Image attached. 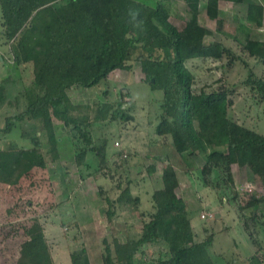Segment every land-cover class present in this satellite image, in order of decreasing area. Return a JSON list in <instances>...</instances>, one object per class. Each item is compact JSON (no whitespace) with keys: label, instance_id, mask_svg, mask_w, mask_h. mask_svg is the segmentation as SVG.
I'll return each mask as SVG.
<instances>
[{"label":"rangeland","instance_id":"obj_1","mask_svg":"<svg viewBox=\"0 0 264 264\" xmlns=\"http://www.w3.org/2000/svg\"><path fill=\"white\" fill-rule=\"evenodd\" d=\"M251 1L264 5V0L221 1L220 29L206 8L201 9L200 23L210 30L206 43L222 42L234 52V63L228 57L186 62L195 77L194 91H230L229 119L240 137L228 140L221 149L234 153L235 163L204 174L202 154L179 155L171 148V136L157 134L165 67L149 69L148 76L137 60L148 55L138 50L128 62L131 70H116L93 88L70 92L75 115L87 120L93 143L106 150L105 166L73 126L65 127L56 118L55 151L33 121L11 120L12 131L0 134V264H73V256L83 255L90 264H107L109 256L117 264L116 245L141 238L157 210L153 196L164 188L163 176L172 171L177 176L176 193L187 203L193 242L213 236L209 252L215 264H264V208L256 210L251 204L264 197V152L240 149L248 133L264 136V101L246 84L251 72L264 79V65L244 48L250 38L264 41V24L257 26L247 17ZM168 4L170 21L182 30L190 18L186 2ZM1 21L0 8V87L6 90L0 98V128L5 129L8 120L24 112L40 91L34 65H19L8 51ZM118 114L127 119H117ZM82 151L87 157L79 165ZM17 162L23 163L22 170ZM127 187L139 204L118 201ZM175 228L174 215H166L161 232ZM163 238L143 246L136 262L168 259L170 246Z\"/></svg>","mask_w":264,"mask_h":264},{"label":"trees","instance_id":"obj_2","mask_svg":"<svg viewBox=\"0 0 264 264\" xmlns=\"http://www.w3.org/2000/svg\"><path fill=\"white\" fill-rule=\"evenodd\" d=\"M168 1L0 0L1 34L9 45L8 51L19 65H34L35 82L40 91L35 99L27 102L24 112L8 120L5 129L0 128V134L12 131L11 120L33 121L55 151L58 139L53 119L56 118L65 127L73 126L105 166L106 150L93 143L87 132L90 126L87 120L75 115L76 106L70 103V92L93 88L116 70H131L128 62L133 61L137 51L141 50L148 57L141 54L137 60L142 62L148 76L149 69L165 67L163 116L157 134L171 136V148L179 155L202 154L204 174L211 173L215 167L223 169L225 163H235L236 155L221 149L228 140L237 141L240 137L229 119L230 91L225 88L194 91L195 77L186 62L197 58L220 61L225 57L230 58L231 63L236 61L234 52L222 42L206 43L210 30L200 23V13L204 6L208 16L217 20L220 29L223 25L220 2L244 3L246 0H184L190 18L182 30L170 21L172 12ZM247 17L262 26L264 5L249 2ZM244 48L264 65L263 40L250 38ZM158 53L160 56H156ZM148 80L156 87V82ZM246 84L264 101V79L251 72ZM4 95L6 90L2 86L0 98ZM105 109L109 111L111 106ZM124 115L118 114L116 118L126 120ZM240 149L264 152V136L248 133ZM86 157L87 152L82 151L77 158L78 164H84ZM22 164L19 162L16 167L22 170ZM176 179L173 171L163 176L164 188L153 196L156 213L144 225L139 240L116 245L117 264H143L136 262V255L159 236L169 244L171 255L155 264H215L209 252L213 236L204 242H193L187 203L176 193ZM118 201L129 205L139 204L140 199L127 187ZM251 204L256 210L264 208V197L251 200ZM168 214L174 215L176 228L161 232L162 222ZM257 217L255 213L253 218ZM107 249L110 253V247ZM72 263L90 264V260L87 255L73 256ZM107 264H115L110 256Z\"/></svg>","mask_w":264,"mask_h":264},{"label":"crops","instance_id":"obj_3","mask_svg":"<svg viewBox=\"0 0 264 264\" xmlns=\"http://www.w3.org/2000/svg\"><path fill=\"white\" fill-rule=\"evenodd\" d=\"M17 163L19 164V162H17ZM18 164H17V165H18ZM18 175H19V173L16 174V176H18Z\"/></svg>","mask_w":264,"mask_h":264}]
</instances>
